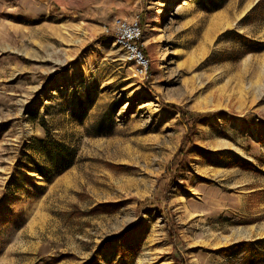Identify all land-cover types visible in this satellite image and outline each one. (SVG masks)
Returning <instances> with one entry per match:
<instances>
[{
    "label": "rangeland",
    "instance_id": "rangeland-1",
    "mask_svg": "<svg viewBox=\"0 0 264 264\" xmlns=\"http://www.w3.org/2000/svg\"><path fill=\"white\" fill-rule=\"evenodd\" d=\"M257 2L0 0V264H240L220 249L246 239L264 251V45L225 34L264 41ZM117 17L138 19L143 75ZM172 106L206 114L176 173L186 123ZM43 137L74 152L48 179ZM174 173L187 191L164 194ZM107 201L120 205L72 214Z\"/></svg>",
    "mask_w": 264,
    "mask_h": 264
},
{
    "label": "trees",
    "instance_id": "trees-1",
    "mask_svg": "<svg viewBox=\"0 0 264 264\" xmlns=\"http://www.w3.org/2000/svg\"><path fill=\"white\" fill-rule=\"evenodd\" d=\"M262 9H264V0H258V2L253 7L252 11L256 12ZM225 34H230L232 35V37H236L240 41H242L244 44H247L248 45L247 51H252L256 47L264 45V41L253 40L245 35L233 32L232 30H227ZM167 106L171 107V105H168V104ZM172 107L178 110L181 117L185 120V123H186V132L183 134L180 146L178 147L174 155L175 157L180 156L179 160H177L176 171H175L176 173L178 172L177 169H178V166L180 165L181 159L185 157V154L187 151L186 149L190 145L193 144L192 137H193V134L196 132L198 123L204 122L206 118V114H203L199 111L188 110L182 106H178V107L172 106ZM40 142L45 144L47 157L51 165L49 169L44 168L42 166H37L36 171H38L40 175H43L46 179H48L49 178V175L47 174L48 171L50 172V176H51V174L59 173L72 164L73 158H74V152L71 148L66 147L64 143L46 141L44 137L41 138ZM235 163L245 168L253 167V164L251 162H247L244 160H236ZM117 167L121 168L119 165ZM175 173L172 174L171 177H169L163 183V193L164 194L167 193V191L173 184H177L178 188L181 189L182 191H187L186 183L183 180L178 182L176 180ZM180 175L182 179L185 178L184 172L180 173ZM198 177L201 181L211 182L209 178L202 177L200 175H198ZM144 202L145 200H138L137 205L141 206L142 204H144ZM119 205H120L119 201L118 202H112V201L98 202L94 204L89 210H82L80 208H75L72 211V214L84 215V214H92V213L111 212L115 210ZM166 224L168 223L166 222ZM127 230L128 229L124 230L123 233H127ZM168 232L170 235L172 234V231L171 232L168 231ZM116 236H120V234ZM234 251L237 256H240L239 257L240 264L264 263V251L260 252L257 250L255 241L248 240V239L240 240V241L233 243L231 246L220 249V252L223 255H227L229 252H234ZM70 255L71 253H67V252L59 253L58 252L57 254H53L45 259H42L40 264H55L56 262ZM82 264H97V261L94 259H88V260H85Z\"/></svg>",
    "mask_w": 264,
    "mask_h": 264
},
{
    "label": "built area",
    "instance_id": "built-area-1",
    "mask_svg": "<svg viewBox=\"0 0 264 264\" xmlns=\"http://www.w3.org/2000/svg\"><path fill=\"white\" fill-rule=\"evenodd\" d=\"M117 30V41L126 48L129 58L135 61L138 73L142 75L146 73L148 60L142 54L138 40L140 37V26L138 19L128 20L126 18L117 17L114 20Z\"/></svg>",
    "mask_w": 264,
    "mask_h": 264
}]
</instances>
